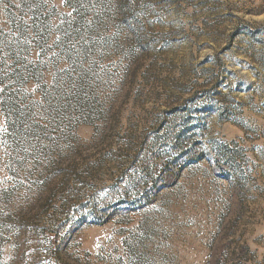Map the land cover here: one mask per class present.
Wrapping results in <instances>:
<instances>
[{
  "label": "rangeland",
  "instance_id": "rangeland-1",
  "mask_svg": "<svg viewBox=\"0 0 264 264\" xmlns=\"http://www.w3.org/2000/svg\"><path fill=\"white\" fill-rule=\"evenodd\" d=\"M0 264H264V0H0Z\"/></svg>",
  "mask_w": 264,
  "mask_h": 264
}]
</instances>
